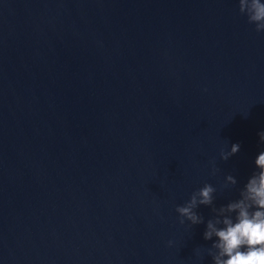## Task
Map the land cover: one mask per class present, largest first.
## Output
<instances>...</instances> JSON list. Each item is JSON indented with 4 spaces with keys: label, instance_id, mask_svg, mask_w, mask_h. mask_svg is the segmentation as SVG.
Listing matches in <instances>:
<instances>
[{
    "label": "water",
    "instance_id": "1",
    "mask_svg": "<svg viewBox=\"0 0 264 264\" xmlns=\"http://www.w3.org/2000/svg\"><path fill=\"white\" fill-rule=\"evenodd\" d=\"M262 131L238 0H0V264H213L176 207L239 199Z\"/></svg>",
    "mask_w": 264,
    "mask_h": 264
},
{
    "label": "clouds",
    "instance_id": "2",
    "mask_svg": "<svg viewBox=\"0 0 264 264\" xmlns=\"http://www.w3.org/2000/svg\"><path fill=\"white\" fill-rule=\"evenodd\" d=\"M239 12L247 17L249 24L255 25L257 33H264V2L262 0H238ZM264 143V131L259 133ZM240 151V145L232 144L231 150H222L220 158L227 161ZM257 171L249 177L239 191V199L232 200L217 208L214 204L216 188L207 183L194 191L183 205L176 207L181 217L192 225L205 222L196 209L200 205L210 206L214 213L207 220L205 240L216 238L207 254L213 264H264V151L255 159ZM218 170L213 167V175ZM235 176H226V185L236 186Z\"/></svg>",
    "mask_w": 264,
    "mask_h": 264
}]
</instances>
